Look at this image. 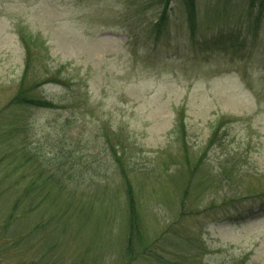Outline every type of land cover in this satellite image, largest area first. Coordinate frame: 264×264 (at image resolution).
Listing matches in <instances>:
<instances>
[{
    "label": "rangeland",
    "instance_id": "rangeland-1",
    "mask_svg": "<svg viewBox=\"0 0 264 264\" xmlns=\"http://www.w3.org/2000/svg\"><path fill=\"white\" fill-rule=\"evenodd\" d=\"M195 4L0 0V264H264V0Z\"/></svg>",
    "mask_w": 264,
    "mask_h": 264
},
{
    "label": "trees",
    "instance_id": "trees-1",
    "mask_svg": "<svg viewBox=\"0 0 264 264\" xmlns=\"http://www.w3.org/2000/svg\"><path fill=\"white\" fill-rule=\"evenodd\" d=\"M167 6V5H166ZM187 8H188V13H189V18L190 22L192 25V28H195V9H196V4L195 0H187ZM167 8L164 9V11L161 14V17L159 21L157 22V25L159 27L163 26L165 23V20L167 18ZM196 29V28H195ZM25 49H26V60H25V70L23 72L22 78L20 80L18 89L15 93L14 99L12 100V104L15 103V107L19 105H25V106H32L35 108H40V109H56L59 108V104L54 101L53 99H49L46 97H38L36 94H34L35 90L40 87L42 84L47 83V82H58L57 78H60V71H54L53 73H46L45 78L43 80H38L39 77H34L33 79L29 80L30 72L29 70L32 68V65H34V55H35V49L32 47L34 42L32 38L29 39H22ZM56 79V80H55ZM65 80V79H64ZM68 80V79H67ZM66 80V81H67ZM223 125V124H222ZM217 135V133H216ZM120 155H116V159L119 160ZM51 168H54V171L50 177L51 184L54 186L55 184H58V178H62V173L63 171V163L59 161L57 158H55L52 162H50ZM74 168V164H72V169ZM72 176V175H69ZM63 180V179H61ZM59 188L65 189L66 186L62 185L59 186ZM41 190L35 191L37 193H42L40 192ZM126 193H127V198H128V205H130V238H133L134 233L139 231L140 232V216L138 213L137 209V199H136V194L134 192V189L132 187V184L130 182L127 183V188H126ZM74 194V193H69V195ZM50 194H47L49 196ZM31 196V190L28 188H25L24 191H22L18 197L15 199V205H20L24 201H28ZM45 197V196H44ZM50 197V196H49ZM264 203V202H263ZM16 211V208H15ZM132 242V239H131Z\"/></svg>",
    "mask_w": 264,
    "mask_h": 264
}]
</instances>
